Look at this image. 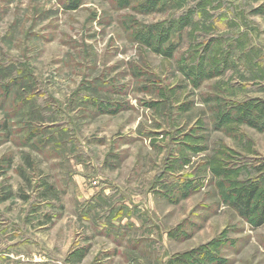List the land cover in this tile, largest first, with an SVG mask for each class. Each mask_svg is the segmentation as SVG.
I'll return each instance as SVG.
<instances>
[{
    "label": "rangeland",
    "instance_id": "rangeland-1",
    "mask_svg": "<svg viewBox=\"0 0 264 264\" xmlns=\"http://www.w3.org/2000/svg\"><path fill=\"white\" fill-rule=\"evenodd\" d=\"M263 211L264 0H0V264H264Z\"/></svg>",
    "mask_w": 264,
    "mask_h": 264
},
{
    "label": "trees",
    "instance_id": "trees-1",
    "mask_svg": "<svg viewBox=\"0 0 264 264\" xmlns=\"http://www.w3.org/2000/svg\"><path fill=\"white\" fill-rule=\"evenodd\" d=\"M120 1H122L123 3H127V2H129V0H120ZM68 2H69V0H68ZM169 2H171V1H169ZM129 4V3H128ZM152 5H154V3H152ZM148 6H150V4L148 3ZM3 127L5 126V124H3L2 125ZM253 193H252V191H250V193H249V195H248V201H250V199H251V197L253 196L252 195ZM246 202H247V200H246ZM236 205H239V204H237L236 203ZM238 211L241 213V214H247V213H249L250 212V209H249V206H248V204H246L245 205V207L243 206V207H240V208H238ZM263 214H264V211H263ZM264 220V219H263ZM262 220V221H263Z\"/></svg>",
    "mask_w": 264,
    "mask_h": 264
}]
</instances>
